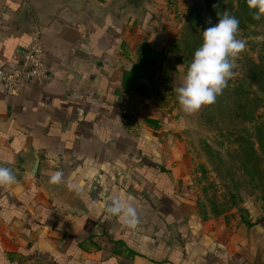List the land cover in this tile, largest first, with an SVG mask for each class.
Segmentation results:
<instances>
[{
  "label": "crops",
  "instance_id": "1",
  "mask_svg": "<svg viewBox=\"0 0 264 264\" xmlns=\"http://www.w3.org/2000/svg\"><path fill=\"white\" fill-rule=\"evenodd\" d=\"M193 1L0 0V67L36 38L48 66L18 94L0 86V166L16 177L0 186V264H264V218L216 217L194 198L154 80L139 70L142 91L122 86ZM117 197L134 227L106 211Z\"/></svg>",
  "mask_w": 264,
  "mask_h": 264
},
{
  "label": "rangeland",
  "instance_id": "2",
  "mask_svg": "<svg viewBox=\"0 0 264 264\" xmlns=\"http://www.w3.org/2000/svg\"><path fill=\"white\" fill-rule=\"evenodd\" d=\"M195 3H199L201 8L199 31L218 23L215 14L208 11L205 0H194L183 17L174 18L176 28L169 32L172 41L166 40L170 46L160 55L164 60L160 63L159 77L152 82L151 94L164 117L167 133L177 145L181 169L190 176L194 198H198L204 209L209 210L213 216L235 221L259 220L264 218L263 182L258 170H246L240 165V160L234 161L236 155L233 152L239 145V131L245 127L254 133L256 126L264 123V93L257 86L250 87L244 74L245 59H258L260 53H264V18L257 24L238 30L236 38L245 42V48L234 59V74L215 103L187 114L181 110L175 90L181 85L193 57L191 49L195 46L198 48L196 32L192 31L190 35L189 30L183 31ZM225 3L237 9L242 0H225ZM189 40L190 47L186 48V41ZM247 93L251 97H263L253 119L244 122L241 117L233 120L220 118L219 113L223 108L230 107L234 101L243 106Z\"/></svg>",
  "mask_w": 264,
  "mask_h": 264
},
{
  "label": "clouds",
  "instance_id": "3",
  "mask_svg": "<svg viewBox=\"0 0 264 264\" xmlns=\"http://www.w3.org/2000/svg\"><path fill=\"white\" fill-rule=\"evenodd\" d=\"M253 13V19L264 18V0H246ZM239 20L225 12L219 22L202 31V43L194 51L191 62L183 76L182 83L176 88V98L184 113L192 114L203 106L215 103L217 97L233 76L234 59L245 48V42L236 38ZM64 179L62 171H55L49 177L52 185ZM16 177L9 167L0 166V186L11 185ZM106 211L119 216L128 226L136 224V210L121 200L113 198Z\"/></svg>",
  "mask_w": 264,
  "mask_h": 264
},
{
  "label": "trees",
  "instance_id": "4",
  "mask_svg": "<svg viewBox=\"0 0 264 264\" xmlns=\"http://www.w3.org/2000/svg\"><path fill=\"white\" fill-rule=\"evenodd\" d=\"M205 2L208 11L215 14L218 22L219 17L225 12L229 15L235 16L239 20V29L245 28L251 24H257L260 21L253 19V13L248 8L246 0H242L241 5L237 9H234L232 4L227 5L225 0H205ZM199 9H201L199 3H195L190 10L189 18L183 26V31L189 30L190 35L193 34V32H196V38L198 37L199 40L198 47L202 43V32L198 30L200 23ZM192 23H194L193 26L195 28L191 26ZM186 44V48L190 47V40L186 41ZM196 49V46L194 49H191V55H193ZM157 54L159 53L149 46L139 49L137 63L131 68L123 70L122 86L126 92L142 91V88L134 77L139 70L151 80H155L159 77L160 62L164 59L163 57H158L157 59ZM244 74L249 80L250 87L251 85L257 86L259 91L264 93V53H260L258 59H245ZM243 102V106L234 101L230 107L223 108V111L219 113L220 118L231 120L232 118L241 117L244 122L251 120L253 119L256 109L260 103L263 102V97H251L249 93H247V98L244 99ZM242 125L244 127V123ZM236 130L242 129L236 128ZM239 133L237 140V144L239 145H237V148L233 152V155H236L234 161L240 160V165L246 170H258V174L264 187V168H262L264 167V123L257 125L254 133H250L245 127L242 131H239ZM215 152L217 153L216 150Z\"/></svg>",
  "mask_w": 264,
  "mask_h": 264
},
{
  "label": "built area",
  "instance_id": "5",
  "mask_svg": "<svg viewBox=\"0 0 264 264\" xmlns=\"http://www.w3.org/2000/svg\"><path fill=\"white\" fill-rule=\"evenodd\" d=\"M48 66L45 49L36 38L23 52L19 64L11 69L0 67V86L8 94H18L25 82L46 79Z\"/></svg>",
  "mask_w": 264,
  "mask_h": 264
},
{
  "label": "water",
  "instance_id": "6",
  "mask_svg": "<svg viewBox=\"0 0 264 264\" xmlns=\"http://www.w3.org/2000/svg\"><path fill=\"white\" fill-rule=\"evenodd\" d=\"M39 158H35L33 163H32V168H33V172H36L35 169H37L38 164H39Z\"/></svg>",
  "mask_w": 264,
  "mask_h": 264
}]
</instances>
